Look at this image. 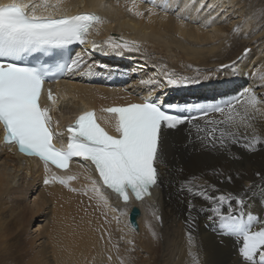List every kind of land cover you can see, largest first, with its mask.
<instances>
[{
  "label": "bare ground",
  "instance_id": "obj_1",
  "mask_svg": "<svg viewBox=\"0 0 264 264\" xmlns=\"http://www.w3.org/2000/svg\"><path fill=\"white\" fill-rule=\"evenodd\" d=\"M79 1L62 0L59 12L79 10ZM260 1L254 7L264 12V0ZM99 2H105L107 7L100 8ZM145 3L82 1L83 10L103 13V23L91 29L93 39L87 48V63L77 73L82 79L62 83L59 101L50 106L53 112H62L61 119H55L56 133L64 134L62 122L82 107L127 104L159 93L167 94H162L163 100L169 97L188 111L189 105L232 99L245 88H253L258 97H264V24L251 27L249 19L254 7L250 3ZM210 7L213 10L209 11ZM234 18H241L236 27L241 33L229 45ZM93 42L97 45L94 52L90 51ZM122 42H135L139 50L114 47ZM129 65L134 67L133 75ZM254 66L259 72H253ZM131 76L138 84H121ZM168 76L198 78L200 82L169 86ZM110 120L111 117H104L105 122ZM255 131L264 141V120L257 119ZM158 164L161 178L153 194L126 204L102 186L92 166L76 161L67 172L51 165L46 171L42 161L19 153L15 144H6L0 126V264H196L189 255L190 248L198 264H242L233 238L219 234L218 226L208 219L212 213L207 201L191 194L185 181L197 178L201 185H214L218 191L209 188L214 195L241 193L253 184H264V142L256 144L253 151L245 148L243 142L214 149L197 139L194 124H182L166 130ZM53 175L75 176L68 182L74 191L58 181L46 185L44 180ZM93 180L101 187L107 203L91 191ZM190 201L195 205L191 210ZM22 203L34 212L32 217L45 212L35 220L43 222L39 226L30 221L32 217L27 221L29 227L34 224L37 229H25L30 230L25 239L24 228L15 221V212ZM134 205L142 210L139 229L130 223ZM249 209L264 217V198L257 193L249 201Z\"/></svg>",
  "mask_w": 264,
  "mask_h": 264
},
{
  "label": "snow or ice",
  "instance_id": "obj_2",
  "mask_svg": "<svg viewBox=\"0 0 264 264\" xmlns=\"http://www.w3.org/2000/svg\"><path fill=\"white\" fill-rule=\"evenodd\" d=\"M61 3L62 0H56L54 4L50 0L0 3V126L6 144H15L21 154L39 158L46 171L50 165L67 170L73 158L90 162L102 186L118 194L127 204L130 194L142 200L150 195L152 187L157 186L159 175L156 165L161 158L167 129L194 124L197 139L214 149H227L230 144L243 142L245 148L253 151L256 144L264 142L255 131L257 119L264 120V97H258L253 88H245L232 99L189 105L188 114H170L151 99L105 108L102 111L111 117L106 122L112 124L117 135L109 134L98 123L96 113L88 111L66 129V145L61 142L57 146L53 141L63 133L52 131L50 109L40 104L45 78L50 76L52 69L39 58H29L37 53L49 56L53 49H64L74 43L83 44L93 26L103 23L101 17L94 13L62 14L59 12ZM136 14L141 15L139 12ZM93 46L97 47L95 42ZM121 46L129 51L133 48L139 50L135 42L114 45ZM247 51L245 49V53ZM78 63V60H73L71 66ZM66 67L69 66L58 64L55 71ZM199 82L198 78L188 77L168 76L166 80L169 86ZM48 99L53 100L51 90L48 91ZM256 175L260 177L259 173ZM74 179L75 176L53 175L44 183L58 181L67 185ZM196 180L185 181L189 185L188 190L207 201L212 213L208 219L218 226L219 234L233 238L242 264H264V217L254 215L249 209V201L257 193L264 198V184H253L241 193L214 195L212 192L218 191L214 185L204 186ZM91 191L107 203L95 180ZM194 207L190 201L189 209ZM189 255L198 264L191 248Z\"/></svg>",
  "mask_w": 264,
  "mask_h": 264
},
{
  "label": "rangeland",
  "instance_id": "obj_3",
  "mask_svg": "<svg viewBox=\"0 0 264 264\" xmlns=\"http://www.w3.org/2000/svg\"><path fill=\"white\" fill-rule=\"evenodd\" d=\"M156 1V0H155ZM247 1V3H250L251 4V6L252 7H254V6H256V5H259V4H261V1L260 0H246ZM144 2H146L145 4H147V3H149V4H152L153 2H154V0H144ZM211 9H209V11L210 10H213V8L212 7H210ZM252 10H253V12H251L250 13V16L253 14V16L252 17H250V19H249V21H251V27H254V28H257V27H259L260 28V26H262L263 24H264V12H262V11H258V9L256 8V7H254V8H252ZM258 13H262L260 16H259V18H255V16L258 14ZM263 17V18H262ZM246 18V17H245ZM239 19H241V18H234V22L233 23H231L230 24V28L233 30V32L231 33L232 35H230L229 37L231 38V39H229L227 42H228V44L229 45H231V43L233 42V37L235 38L236 36H238L240 33H241V29H236V27L238 26V22L240 21ZM237 20V21H236ZM231 22V21H230ZM235 32V33H234ZM115 35V34H114ZM115 36H117V35H115ZM119 36V35H118ZM118 38H120L121 39V37H118ZM123 40V39H122ZM226 42V43H227ZM122 61H125L124 60V58L122 59ZM101 65H102V63H101ZM112 65H113V63H112ZM231 65V64H230ZM99 66V65H98ZM113 66H116V64L115 65H113ZM100 67V66H99ZM129 67H130V65H129ZM131 68V72H132V75H133V70H134V67H130ZM147 70V69H146ZM253 70H256V67L254 66L253 67ZM254 73L256 72H259V70H256V71H253ZM106 77V76H105ZM131 79V80H130ZM135 78L133 77V76H131V77H129V78H125V80L121 83L122 85H131V84H138V83H136L137 81L135 80ZM157 93H159V92H157ZM160 94V93H159ZM161 94H165V95H167L166 93H161ZM140 96H142V94L140 95ZM203 97V99H206V97H205V95L204 96H202ZM174 99H176V96H174L173 97ZM172 99V98H171ZM55 119H56V117H54ZM31 199H29L28 201H30ZM21 207H20V209H18L16 212H15V214H18V216L15 218V221L20 225V228H24V230L25 229H37V226H39V224H42L43 222H39V221H35L36 220V218H40L41 216H43L44 215V211L42 212V213H40V214H38V215H36V216H34V217H32V215L34 214V212L32 211V210H30V209H28L27 207H28V205H25L24 203H22L21 205H20ZM32 217V218H31ZM31 218V222L32 221H35L36 223H37V226L36 225H32V226H28V220ZM29 221V222H30ZM30 230H25V231H23V232H25V235L23 236V238L25 239V238H27L29 235H30ZM29 232V233H28ZM26 236V237H25Z\"/></svg>",
  "mask_w": 264,
  "mask_h": 264
},
{
  "label": "water",
  "instance_id": "obj_4",
  "mask_svg": "<svg viewBox=\"0 0 264 264\" xmlns=\"http://www.w3.org/2000/svg\"><path fill=\"white\" fill-rule=\"evenodd\" d=\"M141 214V210L138 206H134L131 213H130V218L133 226L138 229L139 228V223L137 220V217Z\"/></svg>",
  "mask_w": 264,
  "mask_h": 264
}]
</instances>
